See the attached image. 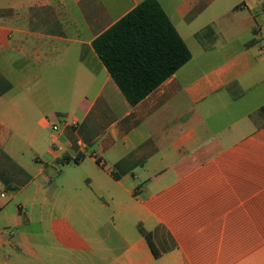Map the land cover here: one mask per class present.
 I'll use <instances>...</instances> for the list:
<instances>
[{
    "label": "crops",
    "instance_id": "1",
    "mask_svg": "<svg viewBox=\"0 0 264 264\" xmlns=\"http://www.w3.org/2000/svg\"><path fill=\"white\" fill-rule=\"evenodd\" d=\"M141 1L0 0V264H264V30L158 0L192 56L132 105L93 41Z\"/></svg>",
    "mask_w": 264,
    "mask_h": 264
},
{
    "label": "trees",
    "instance_id": "2",
    "mask_svg": "<svg viewBox=\"0 0 264 264\" xmlns=\"http://www.w3.org/2000/svg\"><path fill=\"white\" fill-rule=\"evenodd\" d=\"M213 33V27L207 26L197 36L203 39ZM93 46L132 105L192 56L158 0H142L98 35ZM261 111H264V106ZM140 230L153 253L159 255L152 233L144 228Z\"/></svg>",
    "mask_w": 264,
    "mask_h": 264
},
{
    "label": "rangeland",
    "instance_id": "3",
    "mask_svg": "<svg viewBox=\"0 0 264 264\" xmlns=\"http://www.w3.org/2000/svg\"><path fill=\"white\" fill-rule=\"evenodd\" d=\"M233 1H243V0H233ZM248 5L252 8V11L254 12L256 18H257V25L255 27L256 30H264V0H244ZM244 2V3H245ZM257 91H253V93H249L248 96L254 94ZM261 113V112H260ZM260 121H264V113H261ZM0 198L6 199L4 196H0ZM13 208L15 205H12ZM34 215H37V213H34ZM13 227V225H12ZM49 236V235H48Z\"/></svg>",
    "mask_w": 264,
    "mask_h": 264
},
{
    "label": "built area",
    "instance_id": "4",
    "mask_svg": "<svg viewBox=\"0 0 264 264\" xmlns=\"http://www.w3.org/2000/svg\"><path fill=\"white\" fill-rule=\"evenodd\" d=\"M73 124H74V126H76V125H77V122L74 121ZM52 127H53L54 129H58V126H57V125H53Z\"/></svg>",
    "mask_w": 264,
    "mask_h": 264
}]
</instances>
